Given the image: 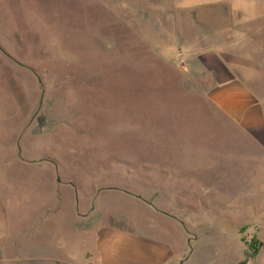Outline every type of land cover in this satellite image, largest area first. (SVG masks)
<instances>
[{"label": "rangeland", "instance_id": "rangeland-1", "mask_svg": "<svg viewBox=\"0 0 264 264\" xmlns=\"http://www.w3.org/2000/svg\"><path fill=\"white\" fill-rule=\"evenodd\" d=\"M173 2L0 0V141L35 162L0 264H264V131L209 100L205 50L244 30L264 106V16Z\"/></svg>", "mask_w": 264, "mask_h": 264}, {"label": "crops", "instance_id": "crops-1", "mask_svg": "<svg viewBox=\"0 0 264 264\" xmlns=\"http://www.w3.org/2000/svg\"><path fill=\"white\" fill-rule=\"evenodd\" d=\"M174 1L172 5L179 12L178 19H182L179 16L182 12L185 13L184 19H194L192 12L195 11L199 20L217 19L223 22L235 19L247 22L264 16V4L256 0ZM226 7L229 8L228 14L224 13ZM212 9L222 11L223 14L218 12L216 15H204L205 11L210 12ZM225 25L230 24L223 23L222 27L217 28L213 32L217 39L211 48L205 49L221 70L220 72L215 67L209 68L208 77L212 78L213 84L207 92L208 98L244 131L251 133L264 131V106L250 86L261 82L262 64L254 54L255 50L243 40L246 32L235 25L233 27ZM227 35L233 36V40L227 41L222 38ZM188 45L192 47V44ZM18 151V135L15 130L13 136L4 137L0 141V260H3L2 254L8 252L7 243L17 234V209H14L17 204L16 192L11 176L15 171H19L24 180L28 175L29 164L35 163L33 159L19 155ZM22 151L24 152V149ZM161 210L163 208L159 209Z\"/></svg>", "mask_w": 264, "mask_h": 264}, {"label": "water", "instance_id": "water-1", "mask_svg": "<svg viewBox=\"0 0 264 264\" xmlns=\"http://www.w3.org/2000/svg\"><path fill=\"white\" fill-rule=\"evenodd\" d=\"M41 121H42V118L39 119V122H41Z\"/></svg>", "mask_w": 264, "mask_h": 264}, {"label": "built area", "instance_id": "built-area-1", "mask_svg": "<svg viewBox=\"0 0 264 264\" xmlns=\"http://www.w3.org/2000/svg\"><path fill=\"white\" fill-rule=\"evenodd\" d=\"M179 56H181V55H179Z\"/></svg>", "mask_w": 264, "mask_h": 264}]
</instances>
